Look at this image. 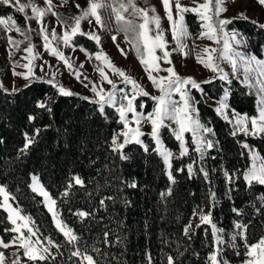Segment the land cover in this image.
<instances>
[{
	"label": "trees",
	"instance_id": "16d2710c",
	"mask_svg": "<svg viewBox=\"0 0 264 264\" xmlns=\"http://www.w3.org/2000/svg\"><path fill=\"white\" fill-rule=\"evenodd\" d=\"M57 13L60 19L64 17L62 12ZM7 15L13 16L17 26L30 34L24 15L14 7L0 4V17ZM71 18L64 21L70 24ZM232 26L245 36L249 51L264 59V27L250 20H237ZM73 44L93 55L100 50L94 41L83 36H77ZM48 80L35 78L15 90L0 88V185L6 186L15 198L10 199V203L19 208L22 215L32 218L45 241L51 238L64 245L55 260L25 264H74L76 261L75 257L69 259L71 245L66 244L57 230L43 198L32 192L33 175L39 177L56 200L61 220L80 237L81 247L89 246L90 254L95 256L91 253V246L95 245L105 254L102 264H148L147 254L151 255L152 264H166L168 254L178 264H205L214 247L210 226L195 227L191 238L183 234L188 223L199 224L195 212L210 214L216 226L223 229L225 241L230 240L237 221L249 225L250 243L264 237V206L259 199L264 195V186L254 183L249 188L242 178L250 164L243 144L255 146L264 156L263 136L233 135V126L197 95L201 120L214 130L215 135L207 134L214 146L205 151L203 159L194 151V145L190 146L188 155L176 158L179 142L168 128H163L161 133L174 153L176 183L172 184L150 136L143 137L147 152L141 145L131 143L123 150L127 159H121L111 145L116 134L124 131L115 110L106 106L101 113L91 99L77 94L60 95ZM203 86L215 100L228 88L231 109L256 114L255 91L237 80L226 83L215 79ZM141 100L148 102L145 110L148 114L153 110V102L142 97L139 104ZM38 102L46 103L48 108L37 107ZM26 136L34 137L35 142L22 153L20 149L25 146ZM188 164L193 165L192 175L187 171ZM179 168L184 171H177ZM201 168L207 171V179ZM225 172L233 176V183L228 182ZM73 175L80 176L84 186L76 185L64 196ZM133 184L135 187L131 186ZM169 188L172 194L162 196ZM212 193H215L214 200ZM234 209L241 214L237 215ZM79 211L90 215L82 218L76 215ZM12 227L7 213L0 209V238L5 243L15 236L6 231ZM105 232L109 234L110 245L103 243ZM117 239L119 243L115 242ZM236 243L240 245L238 249L229 244L223 246L222 257L230 264H240L245 259L243 242L237 239Z\"/></svg>",
	"mask_w": 264,
	"mask_h": 264
},
{
	"label": "snow or ice",
	"instance_id": "6c2138e0",
	"mask_svg": "<svg viewBox=\"0 0 264 264\" xmlns=\"http://www.w3.org/2000/svg\"><path fill=\"white\" fill-rule=\"evenodd\" d=\"M164 7L166 18L169 22L170 28L168 30L161 27V17L156 14V9L153 7L149 10L138 7L135 0H87V6L84 7L79 15L72 18V22L69 24L66 21H62L59 14L53 11L52 0H44L46 7H40L34 0H27L26 3H22L21 0H0V4L14 7L17 12L24 13L25 19H35L41 24V34L43 37L44 51L50 55L56 57L62 61L64 66L76 76L78 80L83 76L84 80H88L85 87L90 86V90L95 94L96 99L91 102L99 106V111L103 113L105 107H112L118 114L119 123H121L125 131L119 132L112 139V151L118 152L121 159H127L124 154V148L131 143L139 144L144 148V151H148L147 145L143 143L141 137L145 135L141 130V124L147 122L151 125V132L149 135L155 142V152L163 159L165 165L169 169L167 175L172 184L176 183L175 177L172 175V159L174 153L168 149L160 136V130L162 128H169L172 135L177 141H179L180 151L176 154V158H181L189 154V141L186 139V134H190L191 143L195 146L194 151L200 154V158L203 159L205 151L211 149L214 146V142L207 138V134L215 135L214 130L202 124L199 120L198 109L194 106L193 97L191 96V89L202 91L201 85L193 77H182L176 70L171 59L173 51H179L181 54L187 57L185 49L188 48L187 39L191 38L188 26L185 22V13H192L196 15L201 22L203 31L199 34V38H207L210 41L220 45L222 42V48L220 49V55L215 56L217 53L216 48L205 47L196 54V60L205 68L212 71L218 76L219 79L231 83L229 79V73L224 71L220 66V61H228L231 65L233 74L237 71V61H241L243 64L244 82L249 88H255L259 96L258 115L248 116L240 113H233L235 119H230L226 103L227 97L224 101L219 102V106L215 111L227 120L230 124H233V135L236 134V130L243 132L245 135L257 136L264 134V59H258L255 55H245L244 53L235 51L232 45V41H235L237 45L241 44L240 40L236 39L237 34L235 32L227 31L228 25L232 23V19L221 18L223 13L228 11L225 6V0H203V2L196 3L194 7L182 6L180 0H174L176 17L173 16L172 2L173 0H161ZM195 3V0H194ZM257 3L264 6V0H257ZM77 9H81V6L75 4ZM31 9L32 16H27L26 9ZM110 9L111 13L115 17V22L118 25L119 31L125 34L126 43L135 50L136 57L140 64L143 66V70L147 73V78L151 81L152 85L160 93L158 96H152L151 98L156 102L154 110L150 114H143L137 110L135 104L136 99L139 96H149L143 86L132 76L128 75L123 69L115 66L111 58L101 48L94 54V59L99 61L97 65V71L101 78V81L111 85V90L106 91L103 88V84H97L89 80L87 76H84L82 72H78L71 62L70 57H66L64 52L60 49V44L64 47H70L73 50L76 49V45L72 43L73 38L76 35H84L99 46L101 38L94 31L90 30L84 32L81 28L82 21L87 20L91 25L93 20L96 25L104 27V21L101 15V10ZM149 11L153 13L149 15ZM51 13L56 16L57 20L63 25L62 35H58L55 30L50 34L48 30L43 27V18ZM128 14L127 16L125 14ZM244 17L243 13L239 14ZM136 18V19H134ZM247 19V17H244ZM139 19V23H137ZM0 26L3 27L7 36L8 44L12 45L16 50H19L21 41H16L10 35L11 31H15L24 35L27 38V32L21 27L17 26L16 20L11 15L0 17ZM264 27V25H261ZM30 30V29H29ZM170 31L173 41L176 47L169 51V42L166 39V32ZM113 41L116 37H112ZM53 41H58L56 46H53ZM119 47V45H117ZM34 45L29 44L24 51L28 54L24 57L28 62L26 64H15L13 67V75H21L25 80H28L35 76L33 67L34 60L41 58L38 53L34 52ZM88 55L89 59L93 58V54L87 53L85 49L80 48ZM122 55H126L124 49H120ZM159 53V55L157 54ZM163 64L169 65V67H162ZM47 63V61H45ZM102 65V66H101ZM15 67H23L27 69L26 73L15 72ZM83 67V64L80 65ZM51 68V65H49ZM105 68L109 69L115 76L121 78V83L125 86H131L130 89H119L118 85L109 78ZM43 71V66H41ZM160 72H165L167 75H159ZM156 73L157 75H154ZM39 79V78H37ZM254 80V83H253ZM83 82V81H81ZM210 82V81H205ZM48 83L56 87L59 94L63 96H71L74 93L66 89L63 85H59L55 82V73L52 74V78L48 80ZM0 87H3L0 84ZM175 94L179 95V100L173 99ZM88 99V97H84ZM37 107L48 108V105L44 102H38ZM50 111V108L48 109ZM131 114L132 119H129ZM30 120L35 117H29ZM167 122V123H166ZM131 124H135V127H131ZM175 125V127H173ZM251 125V127H249ZM36 134H39V129L36 130ZM120 137H123L121 140ZM35 142L34 137L26 136V143L24 148L20 149L22 153L26 152L28 147ZM245 149L249 150L250 164L242 173V178L246 182L247 187L251 188L253 184L264 186V156L259 152L254 151L248 144H243ZM179 172H183L184 168L177 169ZM187 171L189 175L193 174V165H187ZM204 178L207 179L208 173L203 168L200 169ZM224 175L228 178V182L231 184L234 181L232 175L225 172ZM238 178V177H237ZM31 190L44 198L48 206L49 212L52 213L53 220L57 230L64 236L66 244L71 245L69 249V259L76 258L74 264H102L105 259V254L101 249L95 245L91 246V253L89 246L80 245V237L74 232V230L64 223L56 211H54L56 200L52 198L50 193L45 189L44 185L40 183L39 178L35 175L31 178ZM79 185L84 186L83 179L78 175H73L68 184L66 190L63 193L64 196L69 194V190ZM135 187V184L131 185ZM172 194L169 188L166 193H162V196H170ZM0 209H3L7 213V220L13 225L11 231L16 233L8 243H5L0 238V248L7 249L13 245L17 246V252L12 253L10 257H6L3 251H0V264H21V256L19 250H22L23 257H26L28 261H48L55 260L56 253L60 252L61 247L64 245L53 241L51 238L45 239L39 235V229L35 227V222L30 216L22 215L21 210L17 207H13L9 203L10 199H15L7 191L6 186L0 185ZM211 198L215 199V193L211 194ZM259 199L264 206V195L259 196ZM101 205L104 201H100ZM237 215H240V211L234 209ZM76 215L85 218L90 213L85 211H79ZM194 215L198 216L199 224L193 225L188 223L184 229L183 234L186 237H190V234L194 232L195 227L201 225H209L211 233L214 238V247L211 253L207 256L205 264H228L222 257L223 246L229 244L233 249H238L240 245L236 243L237 239L243 242L244 247V261L243 264H264V237L259 238L255 242H249L248 239V227L249 225L240 221L234 223V231L229 241H225L222 236L223 229L218 228L213 222L210 214L205 212H195ZM108 232L104 233L103 243L110 245L112 242L108 240ZM115 242L119 243V239ZM55 249L54 253L52 250ZM179 252V249H177ZM182 255V253H180ZM237 255H240L237 251ZM148 264H152V257L147 254ZM166 264H178V261L171 255L166 256Z\"/></svg>",
	"mask_w": 264,
	"mask_h": 264
},
{
	"label": "rangeland",
	"instance_id": "374dc122",
	"mask_svg": "<svg viewBox=\"0 0 264 264\" xmlns=\"http://www.w3.org/2000/svg\"><path fill=\"white\" fill-rule=\"evenodd\" d=\"M151 2H147V0H135V3L138 7L144 8L146 10H149L151 8L156 9V14H159L161 17V27L163 29L168 30L170 28L169 22L166 18L164 7L162 5L161 0H150ZM22 3H26L27 0H21ZM111 2V0H109ZM203 2V0H180V3L182 6L187 7H194L196 3ZM34 3H36L40 7H46L44 0H34ZM52 3L54 5L53 11L57 12L60 11L63 13L64 17L61 18L62 21L68 20V17L71 16L72 18L76 15L80 14V11L87 6V0H52ZM79 4L81 6V9H77L75 7V4ZM225 6L228 8V11L226 13H223L221 18H229L232 19V23L228 25L227 31L229 32H235L237 34L236 39L240 40L242 43L237 45L235 41H232V45L235 51L244 53L245 55H254L252 52L249 51L248 43L245 38V36L232 25L237 20H250L255 22L258 25H264V6H261L257 3V0H225ZM172 10H173V16L176 17V9H175V3L174 0L172 2ZM27 16H32L31 9H26ZM243 13L244 17H247L245 19L244 17H241L239 14ZM25 17V14L22 13ZM153 13L149 11V15L151 16ZM69 15V16H68ZM101 15L104 21V27H101L99 25L95 24V21L93 20L92 24L90 25L87 20L82 21L81 28L84 32H88L90 30H94L101 38L100 45L98 46L99 49H103V51L108 55V57L111 58L112 62L115 64V66L123 69L128 75L135 78L138 83H140L143 88L149 92V96H139L135 104L137 105V110L145 115V110L147 108L148 102L145 100H141L140 104L138 100L142 97H148L153 102V110L156 106V102L151 98L152 96H158L160 95L159 91L155 89V87L152 85L151 81L147 78V73L143 70V66L140 64L139 60L136 57L135 50L130 47L128 43H126L125 34L122 31H119L118 25L115 22V17L111 13L110 9H103L101 10ZM128 15L127 13L125 14ZM185 22L188 26L189 32L191 33V38L187 39L185 42L188 45V48L185 49L187 52V57L183 54H181L178 50L172 52L171 59L173 61V64L175 66V70L182 76V77H193L196 79L197 82L200 83L202 91H198L196 89H191L189 86V89L191 91V96L193 97L194 106L198 109L199 112V120L203 124L200 116V110L198 107V102L196 96L199 95L201 99L210 107H212L214 110L219 106L220 101H224L225 97L226 103L228 104V109L226 110L230 119L234 120L235 117L233 113H239L229 106V101L231 97V93L229 92V89H225L223 94L220 96L219 99H211L209 95L206 93L204 84L207 82L205 81H211L215 79H219L216 74H214L209 69L205 68L203 65L197 62L196 60V54L200 52L205 47L210 48H216L218 51L215 53V56L220 55V49L222 48V42L220 45H217L215 42L208 40L207 38H199V34L203 31L201 27V22L199 21L198 17L192 13H185ZM187 15H190L191 17H187ZM71 18V19H72ZM136 19V18H134ZM27 27L30 29V34L27 35V38L20 34L15 32L14 30L11 31L10 35L12 38L16 41H21L19 45V50L17 51L16 48H14L12 45L8 44L7 36L9 33H6L2 26H0V84L3 85V87L0 88H7L10 90H15L32 79L35 78H45V79H51L52 74L55 73V82L59 85H63L66 89L72 91L74 94L88 97V99H96L95 94L91 92L90 86L85 87L84 85L88 83V80H84L83 76H81V79L78 80L75 75H73L72 72H70L63 64L62 61L58 60L56 57L50 55L48 52L44 51L43 48V37L41 34V24L37 22L35 19H29L26 20ZM139 19H137V23H139ZM43 27H45L49 34L55 30L58 35H62L63 33V25L60 23V21L57 20L56 16H53L51 13L47 14L43 18ZM193 28V30H192ZM194 31V32H193ZM77 36H83L88 38L84 35H76L72 43L75 42V38ZM115 36L116 40L113 41L112 37ZM89 39V38H88ZM166 39L169 42V51H172L176 47L175 42L172 39L171 32H166ZM91 40V39H90ZM94 41V40H92ZM59 42L53 41V46H56ZM29 44L34 45V52L38 53L41 58H38L34 60L33 67L35 71V76L25 80L23 76L21 75H13V67L15 64H26L28 61L24 59L25 56L28 54L24 51L26 47L29 46ZM119 45V47H117ZM60 49L64 52V55L66 57L71 58V62L73 63L74 68L78 72H82L84 76H87L89 80L96 82L97 84H103V88L108 91L111 90V85L107 84L106 82L101 81V78L99 76V73L97 71V65L100 64L99 61L89 59L88 55L84 51L80 50V47H76L75 50H73L70 47H64L62 44L59 45ZM124 49L126 52V55H122L120 52V49ZM159 55V53H157ZM94 57V55H93ZM257 57V56H256ZM258 58V57H257ZM260 59V58H258ZM47 61V63H45ZM83 64V67L81 68L80 65ZM162 67H169L167 64H163L161 62ZM238 67L235 74H233L231 65L228 61L221 60L220 66L224 69V71L229 73V79L237 80L244 86H247L244 82V72H243V64L241 61H237ZM49 65H51V68H49ZM41 66H43V71H41ZM102 66V65H101ZM105 71L108 73L109 78L112 79L117 85H118V95H119V89H130L129 86H125L123 83H121V78L119 76H115L111 73V71L107 68H105ZM15 72L17 73H26L27 69L23 67H15ZM154 75H157L156 73H153ZM159 75H167L165 72H160ZM221 80V79H219ZM83 81V82H81ZM224 81V80H222ZM228 83L227 81H224ZM254 83V80H253ZM248 87V86H247ZM249 88V87H248ZM253 91H255L256 94V114L258 115V105H259V96L256 92L255 88H250ZM173 99L179 100V95L175 94L173 96ZM152 110V111H153ZM151 111V112H152ZM149 112L148 114H150ZM216 112V111H215ZM217 113V112H216ZM218 114V113H217ZM242 114V113H240ZM219 115V114H218ZM244 115V114H242ZM248 115V114H246ZM221 118L222 116L219 115ZM252 116V115H248ZM254 116V115H253ZM129 119L131 120V114H129ZM225 120V119H224ZM227 121V120H226ZM228 122V121H227ZM167 123V122H166ZM233 126V124H231ZM131 127H135V124H131ZM175 127V125H173ZM251 127V125H249ZM234 128V127H233ZM163 129V128H162ZM161 129V130H162ZM169 129V128H168ZM141 130L145 135H149L151 132V125L147 122H143L141 124ZM160 130V136L163 140L164 145L170 149L167 146V143L165 141L164 135L161 133ZM125 131V129H124ZM170 131V129H169ZM171 133V131H170ZM243 133L239 130H236V134ZM172 134V133H171ZM143 135L141 137V140L144 143ZM251 136V135H248ZM264 137V134H260L257 136H251V137ZM151 137V136H150ZM174 137V136H173ZM175 138V137H174ZM186 139L189 141V149H191V137L190 134H186ZM176 140V139H175ZM179 142V141H178ZM155 143V142H154ZM250 148L254 151L259 152V150L249 144ZM171 150V149H170ZM210 149H207L208 151ZM249 155V150L246 149ZM172 151V150H171ZM190 152V151H189ZM260 153V152H259ZM166 167V172L168 173L169 169ZM172 175L173 174V159H172ZM36 176V175H35ZM168 176V175H167ZM38 177V176H37ZM39 178V177H38ZM40 181V179H39ZM41 183V182H40ZM42 184V183H41ZM43 198V197H42ZM2 199V198H1ZM44 200V198H43ZM10 203V200H9ZM45 206L48 210V206L46 202L44 201ZM11 204V203H10ZM13 206V205H12ZM14 207V206H13ZM49 211V210H48ZM54 211L57 212L56 208H54ZM58 213V212H57ZM22 214V213H21ZM51 216L52 213L50 212ZM59 215V213H58ZM60 218V215H59ZM61 219V218H60ZM54 221V220H53ZM55 224V221H54ZM16 235V233H15ZM0 251H3L5 253L6 257H10L12 253L17 252V246L13 245L7 249L0 248ZM19 254L21 256V264H25L27 262H30L27 260L26 257H23L22 250H19ZM224 259V258H223ZM226 260V259H224ZM227 261V260H226ZM228 262V261H227ZM6 264H8L6 260ZM228 264H230L228 262ZM243 264V263H240Z\"/></svg>",
	"mask_w": 264,
	"mask_h": 264
},
{
	"label": "crops",
	"instance_id": "0c3cea01",
	"mask_svg": "<svg viewBox=\"0 0 264 264\" xmlns=\"http://www.w3.org/2000/svg\"><path fill=\"white\" fill-rule=\"evenodd\" d=\"M56 208V207H55Z\"/></svg>",
	"mask_w": 264,
	"mask_h": 264
}]
</instances>
